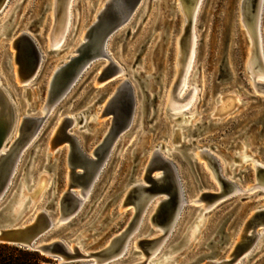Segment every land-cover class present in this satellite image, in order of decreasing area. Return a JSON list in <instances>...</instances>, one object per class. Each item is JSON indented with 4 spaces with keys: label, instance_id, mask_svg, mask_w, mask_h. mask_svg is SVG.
<instances>
[{
    "label": "rangeland",
    "instance_id": "obj_1",
    "mask_svg": "<svg viewBox=\"0 0 264 264\" xmlns=\"http://www.w3.org/2000/svg\"><path fill=\"white\" fill-rule=\"evenodd\" d=\"M105 1L74 0L66 40L54 48L49 38L53 0H5L0 9V94L7 101L6 106L0 105V118L8 110L14 123L11 138L4 141L0 154L18 138L23 118L36 121L0 204L6 201L5 205L9 196L25 184L31 188L25 196L29 199L25 220L45 207L52 218L58 216L54 202L71 182L67 137L75 140L84 155L95 159L93 150L111 124V116L103 113L105 103L120 83L129 80L135 98L129 128L112 145L77 214L56 225L42 240L62 238L71 243L83 240L84 250L106 245L131 222L134 210L128 202L124 204L127 192L135 184H145L147 164L157 151L173 162L187 203L152 259L162 264L231 260L229 255L245 222L253 212L264 209V191L249 188L256 182L253 164L264 163V94L255 90L247 71L250 38L241 20L242 0L200 3L190 76V84L197 87L198 95L184 122L189 132L179 127L177 118L169 117L166 108L178 72L179 38L185 26L179 0H141L131 17L109 35L105 44V53L122 72L100 80L109 61L104 56L97 57L83 68L49 110H42L48 100L52 74L76 55L75 48L83 42L85 31ZM261 20L264 41V0ZM21 34L31 38L38 55L33 73L24 82L14 64L13 46ZM146 76L148 86L144 83ZM257 81L262 82L260 78ZM62 131L63 138L57 143ZM201 151L217 159L220 175L235 182L239 190L212 203L201 199L202 192L219 190L207 162L198 157ZM76 171L83 174L81 168ZM160 172L157 170L153 175ZM76 187V194L81 197ZM20 196L21 190L17 192V197ZM162 198L158 194L148 204L126 244V254L110 264H131L143 259L138 243L142 238L160 235L150 218ZM260 229L257 228L260 237L251 249L233 264H264V229ZM6 253L23 256L12 249ZM39 254L41 264H93L59 262L52 256Z\"/></svg>",
    "mask_w": 264,
    "mask_h": 264
},
{
    "label": "water",
    "instance_id": "obj_2",
    "mask_svg": "<svg viewBox=\"0 0 264 264\" xmlns=\"http://www.w3.org/2000/svg\"><path fill=\"white\" fill-rule=\"evenodd\" d=\"M140 2L141 0H110L105 4L104 10L99 14L97 21L88 29L87 40L82 49L73 58L57 68L53 74L48 92L49 97H51V102L52 100L56 102L69 88L70 84L83 68L97 57L104 56L109 61V64L103 68V74L100 80H105L119 72V67L105 53V44L109 35L131 17ZM259 2L260 0H246L243 8L245 7L246 10L250 8L254 12ZM15 41L22 73L29 78L38 60L33 41L25 34H21ZM182 45L185 46V42L181 43ZM148 79L149 76H146L144 79L146 86L149 85ZM261 85L264 87L263 84ZM0 105L1 107L7 105V101L2 98L1 94ZM134 110L135 98L133 87L129 80H124L117 86L114 94L106 102L105 113L111 116V124L107 135L93 151L97 162L84 155L72 137L66 136L70 142V158L74 162L77 160L80 164H71V176L74 180L62 192L59 199L54 202V206L55 208L57 207L59 213V218L63 220L62 222L69 221L72 216H75L85 202L84 199L77 198L73 191L75 190L73 188L78 185L77 182L83 183V180L80 179L85 178L84 174L76 171V168H79V165L84 172L89 168L96 175L116 139L129 128ZM12 119L11 113H8V110H4L0 118V149L4 141L6 139L9 141L11 138V130L14 125ZM80 122H82V117ZM35 127V120L23 118L19 138H16V141H14L13 148L7 154H1L0 156V202L11 184L18 156L28 142ZM187 128V125L182 127L183 130L185 129L189 132ZM62 135L63 131L59 134L60 137L57 143L62 140ZM202 152L214 172H216L217 180L220 184L219 190L204 191L201 194V197L205 201L212 203L228 194H232L231 190H234L238 185L220 175L219 162L216 158L206 151ZM147 165L144 175V181L148 183L147 189L153 193L162 194L166 198L153 221L159 224L165 223L171 219L172 213L176 210L173 220L174 225L183 205L187 203L181 191L175 166L171 160H165L157 151L153 153ZM158 169L162 170V176L159 179L153 177L155 170ZM258 171L260 173L264 172V168H259ZM30 189V186L25 184L22 187L19 186L16 193L9 196V200L5 205L4 203L6 201L0 204V243L26 248L41 253L42 255L52 256L60 262L84 261L93 264H110L119 261L126 254L125 241L135 225L134 220L111 237L109 246L106 245L99 249L87 250L86 252L81 250V248H84L83 240H79L73 249L69 248L68 241L62 238L42 240L45 234L59 224V221L50 216L47 207L36 214L33 220H25L26 214L24 215V211L29 203V199H26L25 196L26 192H29ZM136 189L137 187L132 188L130 194H127L124 204L132 200H137ZM19 190H21V196L18 198L17 192ZM260 225H264V209L253 212L245 222L239 239L235 242L229 255L231 260L207 261L205 264H233L239 257L247 253L260 237V234L257 232V228L259 227L262 230V226ZM139 241L140 249L147 253V246L151 240L145 238ZM131 264H146V262H131Z\"/></svg>",
    "mask_w": 264,
    "mask_h": 264
},
{
    "label": "bare ground",
    "instance_id": "obj_3",
    "mask_svg": "<svg viewBox=\"0 0 264 264\" xmlns=\"http://www.w3.org/2000/svg\"><path fill=\"white\" fill-rule=\"evenodd\" d=\"M73 1L74 0H53V6H52L53 25L51 27L50 34H49L50 46L52 48L60 47L63 44L64 40H66L67 34H68L70 27H71V24H72ZM109 1L110 0H106L104 2L103 8L97 13L96 19L94 22H92L90 27L97 21L99 14H101V12L104 10L105 4ZM201 1L202 0H179V2H178V3H180L179 8L181 7V10L185 16V23H184L185 26L183 28L184 32L181 35V37L179 38V55H177L178 56V72H177L176 80L174 82L172 90L170 92L168 102L166 101V104H167L166 108H167V112L170 115H173L174 118H177L176 121L179 123L180 128H182L184 126V122H185V118H186L185 116H187L186 112L188 109L191 108L192 104L194 103V101L196 100V97L198 95L197 87L192 83L190 84V76H191L192 68L194 65V59H195L194 27H195L196 16H197ZM4 2H5V0H0V9L2 8ZM245 2H246V0H242V2H241V20L243 22V25L246 28V31L249 35V38H250V49H249L250 55L248 58L247 71L249 72L248 74L251 77V81H252V84H253V87L255 88V90L261 94H264V87L261 85V84L264 85V41H263V35H262V30H261V23H262L261 13H262L263 0H260L259 4L257 3V9L254 12H252L250 10V8H249V10L248 9L246 10L245 7L243 8V5ZM88 29L85 31L83 42L77 48H75V50L73 52L74 54H76L84 46V44L87 40ZM183 42H185V46H183V45L181 46V43H183ZM13 48L16 49L15 44H14ZM73 57H74V55L71 56L68 60H70ZM14 64H17L16 65L17 67H15V71L17 72L18 77L21 79V81H23V82L26 81L27 76H25L22 73L21 65L19 64V60H18L17 49H16L15 56H14ZM120 72H122L121 68H119L118 73H120ZM258 78H260L262 82H258L257 81ZM116 88H115V90H116ZM115 90L113 91V93L111 95L114 94ZM50 98L51 97H49V95H48V100L42 108L43 111L49 110L52 107L53 103L55 102L53 100L51 102ZM105 106H106V103H105ZM105 106H104L103 113L105 115H108L105 113ZM177 113H182V114H177ZM20 130H21V124L19 126L18 132ZM108 131H109V128H108L105 136L107 135ZM18 138H19V136H18ZM13 143L10 145V147L6 151H4L1 154H7V152L10 151L11 148H13V146H14ZM159 153L166 160V157H164L163 153H161V152H159ZM1 154H0V156H1ZM70 157H71V152L69 154V159H70V161H73L72 158H70ZM198 157L205 159L208 167L213 172L214 179L217 180L216 172H214L213 168L208 163V160L202 151L198 154ZM91 160L96 161V158L91 159ZM243 160L246 161L247 159L243 158ZM71 164L73 165L74 163L71 162ZM76 164H80V162L77 161ZM68 167L70 169L69 163H68ZM78 167L82 169L81 166L78 165ZM253 167L255 169V180H256V182L254 184H252L249 188H250V190L259 189L261 191H264V172L260 173L258 171L259 168H264V163L263 164L254 163ZM76 169H78V168H76ZM155 171H157V170H155ZM158 171H161V172L158 175H153L154 178H157V179L161 178L162 170L158 169ZM83 174H84V177L86 178V180H85V178L84 179L81 178L80 180H83V183L77 182V184H78L77 186L79 187L80 194L82 196L80 197L79 195L76 194L75 190H73V191H74V194L77 198H79V199L82 198L85 200V198L87 197L86 196L87 191L89 189V186L92 183V180H93L95 174H93L91 172V169H89V168L86 169V172H84V170H83ZM70 175H72V173ZM73 180L74 179L71 176L70 181L72 182ZM143 180H144V176H143ZM217 182H218V180H217ZM70 183L67 185V187L70 185ZM218 184H219V182H218ZM147 185H148V183H146V182L144 185L135 184V185L131 186V188L127 192V194H130V191L132 190V188L137 187V189H136L137 200H132V201L128 202V205L133 206L134 214L132 216L131 221L134 220L135 225L131 229L130 234L126 238L125 250H127V247H126L127 242H129V239L131 238L132 234H134V232L137 230L140 222L143 219V212L145 211L148 204L155 198V196L158 195V193H156V192L153 193V192H151V190L147 189L148 188ZM219 188H220V184H219ZM73 189H77V187H75ZM234 190H239V188L236 187ZM234 190H231V191L233 192ZM165 199L166 198H162L161 200H159L157 202V204L154 208L153 214L151 215V218H150V222L152 224V227L158 229L160 231V235L154 236L151 238H146V239L151 240L150 244L147 246V253H145L144 251H142L140 249V244L138 243L140 252H141V254H143V259L137 260L135 262L145 261L146 264H162L163 263L161 261L155 262L154 259H152V258L159 252L160 246L163 244L166 237L171 232L170 230L173 226V223H174L173 220H174V217L176 214V210H174L175 212L172 213L171 219H169V221H167L165 223L159 224V223L153 221V219L156 218V215L158 214L159 208H160L161 204L165 201ZM201 199L204 200L203 198H201ZM194 202L197 203L198 199L194 200ZM206 202H209V201H206ZM43 209H40V210L36 209L37 211L34 210L35 212L33 214H31V217L29 216V218L27 220H29V221L33 220L34 217L36 216V214L43 211ZM56 217H55V220H58L59 224L62 223L63 220L61 218H59V215ZM260 226H262V229H264V225H260ZM258 233L260 234V232H258ZM142 239H145V238H142ZM110 241H111V239H110ZM109 242L106 244L107 246L110 245ZM70 243L71 242H68V245H70ZM77 243L78 242L71 243L73 245L69 246V248L73 249L74 245H76ZM106 245H104V246H106ZM81 250L83 252L87 251V250H84L82 248H81Z\"/></svg>",
    "mask_w": 264,
    "mask_h": 264
},
{
    "label": "trees",
    "instance_id": "obj_4",
    "mask_svg": "<svg viewBox=\"0 0 264 264\" xmlns=\"http://www.w3.org/2000/svg\"><path fill=\"white\" fill-rule=\"evenodd\" d=\"M15 250L22 257L6 253L7 250ZM42 258L38 252L23 250L18 247L10 248L8 244H0V264H41Z\"/></svg>",
    "mask_w": 264,
    "mask_h": 264
},
{
    "label": "flooded vegetation",
    "instance_id": "obj_5",
    "mask_svg": "<svg viewBox=\"0 0 264 264\" xmlns=\"http://www.w3.org/2000/svg\"><path fill=\"white\" fill-rule=\"evenodd\" d=\"M71 162H73L75 164V163H77V160H76V162H74V161H70V159H69L68 163H69L70 166H71Z\"/></svg>",
    "mask_w": 264,
    "mask_h": 264
}]
</instances>
